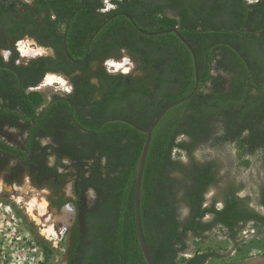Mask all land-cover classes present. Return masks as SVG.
I'll use <instances>...</instances> for the list:
<instances>
[{
  "label": "trees",
  "instance_id": "obj_1",
  "mask_svg": "<svg viewBox=\"0 0 264 264\" xmlns=\"http://www.w3.org/2000/svg\"><path fill=\"white\" fill-rule=\"evenodd\" d=\"M107 3L113 7L104 11ZM107 3L0 0V53H10L7 59L0 54V176L9 185L27 176L32 187L49 191L50 206L71 205L67 264H146L133 212L141 129L195 84L191 52L167 32L176 28L195 55L198 85L151 133L140 222L153 264H206L219 256L198 249L196 239L205 233L219 227L235 241L240 223L257 232L264 226L263 189V213L249 208L233 186L223 191L221 207L206 206L204 196L217 180L214 166L192 158L205 144H233L240 158L264 153V0ZM25 38L54 56L20 59L15 45ZM122 50L142 75L100 67ZM91 61L99 67L89 72ZM76 70L81 74L71 77ZM59 71L73 90L45 102L33 89L46 73ZM5 128L25 136L11 145L1 138ZM175 153L188 155L189 163ZM67 184L71 197L63 193ZM207 215L212 219L205 222ZM189 237L194 252L185 257Z\"/></svg>",
  "mask_w": 264,
  "mask_h": 264
},
{
  "label": "rangeland",
  "instance_id": "obj_2",
  "mask_svg": "<svg viewBox=\"0 0 264 264\" xmlns=\"http://www.w3.org/2000/svg\"><path fill=\"white\" fill-rule=\"evenodd\" d=\"M25 1L30 2V0ZM22 45L25 48L27 46V48L36 50L37 56L51 54L49 50L38 47L30 39L21 40L18 50ZM17 52L20 59L30 58L22 57L21 51ZM124 58L122 59L124 60ZM55 75L59 76V74ZM63 80L66 83L63 86L58 84L40 85L35 90L47 102L48 97L52 94H63L64 90L68 88L67 79L63 78ZM5 133L6 138L12 142L20 138L14 130L9 129ZM43 143H47V141H43ZM174 156L184 164L189 163L190 158L185 153H175ZM192 158L199 163L211 162L214 166L217 180L213 186L208 188L204 196L206 206L214 202L215 206L221 207L223 191L229 186H233L237 196L245 200L249 208L263 213L259 204L260 190H264L263 152H257L250 158H240L233 144L214 146L205 144L193 151ZM48 162L53 165V157L49 158ZM66 163L65 161L64 164ZM4 176V174L0 176V264H64L66 233L73 219L65 230H62V226L57 222L52 224L55 235L46 233L51 219L59 215L63 208L57 209L50 206L49 191L32 187L27 176L20 184L11 185L4 182ZM69 186L70 184H67L63 189L65 197L68 195ZM89 195L91 194L89 193ZM32 202L35 206L31 208ZM42 202L46 203V214L39 216L37 205ZM180 212L181 216L186 213L184 209H181ZM211 219L212 216L207 215L204 221L208 222ZM193 240L192 237L188 238L185 257H190L194 252ZM196 241L200 251L211 250L219 256L216 259H209L206 264H222L224 262L264 264V229L261 228L257 232L251 227V223L239 225L235 241L230 240L227 233L219 227H215Z\"/></svg>",
  "mask_w": 264,
  "mask_h": 264
},
{
  "label": "water",
  "instance_id": "obj_3",
  "mask_svg": "<svg viewBox=\"0 0 264 264\" xmlns=\"http://www.w3.org/2000/svg\"><path fill=\"white\" fill-rule=\"evenodd\" d=\"M167 32L175 33L176 36L179 38V40L182 43H184V45L189 49V51L192 54V57H193V65H194V75H195V84H194V88H193V92H194L196 90L197 85H198V79H197V63H196L195 55H194L192 49L189 47V45L177 33V29L176 28H173V29H171V30H169ZM34 57H36V56H34ZM34 57H31V58H34ZM192 93L189 94L188 96H186V97H184V98L176 101V102H173V103L165 106L159 112V114L153 119V121L148 126V128L141 129V132L145 135V139H144L143 146H142V149H141V153H140V156H139L137 170H136V175H135L134 195H133V212H134V222H135V229H136L137 239H138L139 247H140V250L142 252V255H143V258H144L146 264H153V263L151 261V258H150L148 249H147L146 244H145V241H144L143 233H142L141 222H140V213H139V195H140V186H141V180H142V174H143V170H144L145 160H146V156H147L148 149H149V144H150L151 133H152L153 129L155 128V126L157 125V123L162 118V116L170 108H172V107H174V106H176L178 104H181V103L185 102L186 100H188L191 97ZM67 192H68V195L67 196L68 197H71L72 196V194H71V186L68 187ZM65 206H70V205L67 204ZM72 219H73V216H72Z\"/></svg>",
  "mask_w": 264,
  "mask_h": 264
},
{
  "label": "flooded vegetation",
  "instance_id": "obj_4",
  "mask_svg": "<svg viewBox=\"0 0 264 264\" xmlns=\"http://www.w3.org/2000/svg\"><path fill=\"white\" fill-rule=\"evenodd\" d=\"M31 1V0H30ZM111 9V8H110ZM21 41V40H20ZM20 41H18V42H20ZM17 42V43H18ZM16 43V44H17ZM20 45V44H19ZM15 48H16V50L17 51H20V50H18V47L15 45ZM20 49V48H19ZM45 50H49L50 52H51V54L50 55H46V56H54V53H53V51L51 50V49H45ZM4 58H5V55L6 54H8L7 55V57L9 56V52L8 51H1V53H0ZM121 56L119 57V58H114V57H110V58H107V59H105L104 61H102V63H101V65H100V67H102L103 68V70L106 72V73H108V74H113V75H116V74H118V73H121V74H131V75H133V76H139V75H142V72H140V71H138V70H136V63L131 59V57L124 51V50H122L121 51ZM21 56H22V54H21ZM33 56H36L37 57V55H33ZM40 56H42V55H40ZM22 57H26V56H22ZM28 57H30L31 58V56H28ZM123 57H125L124 58V60L125 59H127L128 61H127V63H126V66L124 67V68H118V69H116L114 66H112V65H110L109 63L110 62H112V61H114V62H116V63H121L122 61H123ZM99 67V65H98V62H96V61H91L90 62V71L89 72H92V71H94V70H96L97 68ZM123 71H127V72H123ZM47 74H59V76H61L62 78H66L67 79V84H69V86H68V88H70L71 89V91H67V89L68 88H66V90H64L65 92L63 93V94H69V93H71L72 92V90H73V85H72V83H71V81H70V77H67V76H65L64 75V73H63V71H59V72H56V73H52V72H49V73H46L45 74V76L43 77V80H44V78L46 77V75ZM79 74H81V71H79V70H76V71H74L70 76L71 77H73V76H77V75H79ZM43 80H42V82H43ZM90 83L91 84H93V85H95V86H98V79L96 78V77H92V78H90ZM41 82V83H42ZM66 84V83H65ZM40 85H42V84H40ZM39 85V86H40ZM37 88V87H36ZM33 90H35V88L33 89ZM55 94H58V93H55ZM58 95H62V93H59ZM48 100H50V97H48ZM10 128H8V129H4V134L1 136V138H3V139H5L6 140V142L7 143H9V144H11V145H16L17 143H19L20 142V140H21V138L23 137V136H25V133H22V132H20V131H18V130H16V129H10V130H14L16 133H18L19 134V136H20V138H19V140H16V141H14V142H12V141H10L8 138H6V130H9ZM43 141H47L48 142V140L47 139H42L41 140V143H43ZM45 144V143H44ZM51 157H53V156H51ZM50 157V158H51ZM53 159H54V157H53ZM55 161V160H54ZM63 164H64V162H63ZM71 186V185H70ZM68 197V196H67ZM67 205V204H66ZM70 205V204H69ZM65 206V205H64ZM63 206V207H64ZM71 206V205H70ZM221 206H222V197H221ZM72 208V207H71ZM73 214V213H72ZM73 219H74V214H73ZM241 224H244V223H240L239 225H241ZM263 229H264V226L262 227ZM206 234V233H205ZM64 264H67V261H66V258L64 259Z\"/></svg>",
  "mask_w": 264,
  "mask_h": 264
},
{
  "label": "bare ground",
  "instance_id": "obj_5",
  "mask_svg": "<svg viewBox=\"0 0 264 264\" xmlns=\"http://www.w3.org/2000/svg\"><path fill=\"white\" fill-rule=\"evenodd\" d=\"M23 45L20 46V51L22 52L23 56H30V55H36L37 54L36 50L27 48V46L25 48V47H23ZM31 57H34V56H31ZM127 61H128L127 59L123 60L121 63H119V62L116 63V62L112 61L109 64L114 66L116 69H118V68H124L126 66ZM43 82L44 83L42 84V86H44V85L50 86L53 84H58L61 86L65 85V81L63 80V78H61L55 74H47L46 77L44 78ZM30 206L32 208L35 205L32 202L30 204ZM62 208L63 209L59 215L53 217L52 219L50 216L49 220L51 219V222L45 231L46 233H48L50 235H55L52 224L57 223V222L62 226V230H65L67 227L70 226L71 221H72V216H73V214H72L73 210L71 209L70 206H64ZM37 211H38L39 216L46 214V203L42 202V204L37 205Z\"/></svg>",
  "mask_w": 264,
  "mask_h": 264
},
{
  "label": "clouds",
  "instance_id": "obj_6",
  "mask_svg": "<svg viewBox=\"0 0 264 264\" xmlns=\"http://www.w3.org/2000/svg\"><path fill=\"white\" fill-rule=\"evenodd\" d=\"M112 7H113V5L108 4L107 7L104 9V11H107L108 9H110V8H112ZM5 59H7V54L5 55ZM67 91H71V89L68 88Z\"/></svg>",
  "mask_w": 264,
  "mask_h": 264
},
{
  "label": "built area",
  "instance_id": "obj_7",
  "mask_svg": "<svg viewBox=\"0 0 264 264\" xmlns=\"http://www.w3.org/2000/svg\"><path fill=\"white\" fill-rule=\"evenodd\" d=\"M107 1H108V0H104L105 3H107ZM247 1H248V2H251L252 0H247ZM107 5H108V3H107ZM20 43H21V41L18 42V43L16 44V46L19 47V44H20ZM7 55H8V54H7ZM123 72H127V71H123Z\"/></svg>",
  "mask_w": 264,
  "mask_h": 264
}]
</instances>
